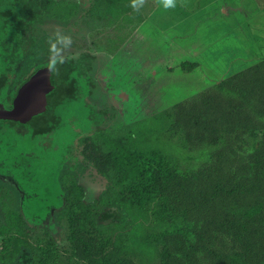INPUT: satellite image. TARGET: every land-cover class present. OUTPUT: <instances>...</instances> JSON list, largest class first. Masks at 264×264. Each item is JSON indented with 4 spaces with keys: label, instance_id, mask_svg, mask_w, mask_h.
<instances>
[{
    "label": "trees",
    "instance_id": "16d2710c",
    "mask_svg": "<svg viewBox=\"0 0 264 264\" xmlns=\"http://www.w3.org/2000/svg\"><path fill=\"white\" fill-rule=\"evenodd\" d=\"M86 2L13 0L11 7H0V21L16 35L0 41L7 40L8 46L17 40H30L33 46H41L40 40L48 33L46 21H69L78 7L101 20L114 15L122 3L132 10L131 0ZM60 55L73 64L57 71L54 94L60 95L64 80L73 86H68L62 101L79 110L73 133L79 130L77 140H86L83 151L106 184L92 183L96 178L91 172L86 178H69L68 171H63V180L68 181L63 190L65 201L54 217L56 224L65 217L68 225L69 249L64 262L55 247L59 234L53 235L43 226L48 241L38 253L28 241L33 225L21 207L7 205L8 196L3 192L0 211L7 223L1 232L14 225L18 235L0 264H139L134 255L159 258V264H264V57L217 80L214 89L193 101L174 105L167 135L181 133L189 149L214 147L209 162L182 170L168 163L160 145L148 140L141 130V119L111 129L112 110L106 112L98 104L91 107L92 52ZM181 66L198 69L201 65L194 61ZM81 68L82 76L76 74ZM94 77H98L97 72ZM82 80L89 87L84 96L79 89ZM123 88L117 87L116 102H120ZM130 97L128 91L123 109L117 107L120 114L129 109ZM79 124L84 125V133ZM96 125L99 130L92 141L90 132ZM257 132L261 133L259 140L245 154L223 143L227 137L241 142ZM73 148L77 151L78 146Z\"/></svg>",
    "mask_w": 264,
    "mask_h": 264
},
{
    "label": "rangeland",
    "instance_id": "374dc122",
    "mask_svg": "<svg viewBox=\"0 0 264 264\" xmlns=\"http://www.w3.org/2000/svg\"><path fill=\"white\" fill-rule=\"evenodd\" d=\"M12 1L3 0L0 7H11ZM207 1L178 0L175 9L165 10L160 0H145L139 11L131 10L122 3L114 15L102 20L78 7L74 12L76 15L69 21L62 23L48 19L44 25L48 33L42 39L43 46L48 47V38L59 33L72 38L73 43L68 49L89 51L95 55L98 77H94L93 98L99 106L105 104L103 108L106 112L112 110L111 113H114L109 122L111 129L141 119V130L148 140L160 145L168 163L182 170L195 169L209 162V152L214 147L202 145L189 149L181 133L167 135L174 105L181 101H193L203 92L214 89L217 80L264 57V22L261 16L254 26L248 23L242 26L236 25L235 21H230L231 25L223 21V18L205 15L204 9L199 14H191L194 6ZM0 23V38L8 35L10 39V36L16 35L9 30L6 22ZM0 45H3L1 41ZM194 61L200 63L198 69H185L181 66ZM117 87H125L131 95L129 109L120 116L108 107L116 95ZM88 88L87 82L82 80L79 89L83 96ZM118 105L124 107L125 103L118 101ZM72 106V103L62 101L55 109L61 117L59 124L51 127L49 132L38 134V137L47 140L50 136L51 145L62 143L73 147L77 141L75 134L79 131L73 133V128L77 127L75 116L79 110H72ZM81 119L85 120L83 114ZM79 125L81 133H84V125ZM107 128L105 126L103 129ZM65 129L72 133L65 132ZM260 136L261 133L257 132L253 137L246 136L241 142H233L231 137H227L223 143L231 144L239 154H245ZM81 162L91 171H75L69 178L77 175L86 178L88 172L97 173L85 158L82 157ZM95 178L97 181L92 183L99 182L104 187L105 179L96 174ZM57 223L60 240L55 247L59 249V258L64 262L69 249L68 225L65 217L59 218ZM42 228L41 225H34L29 230L30 243L38 249V253L48 241ZM6 237L4 235L3 239ZM138 258L140 256L133 257L139 264H159V258Z\"/></svg>",
    "mask_w": 264,
    "mask_h": 264
},
{
    "label": "flooded vegetation",
    "instance_id": "af4514ba",
    "mask_svg": "<svg viewBox=\"0 0 264 264\" xmlns=\"http://www.w3.org/2000/svg\"><path fill=\"white\" fill-rule=\"evenodd\" d=\"M40 42H42V39ZM7 44L8 41L4 40L3 45L0 46V106L4 108L10 107V103L16 95V85L25 77L32 66L37 62H41L48 67V62L51 58L48 53V47L43 46V43L41 46L37 45L36 47L31 44L30 40H17L16 43H12L13 45L7 46ZM64 51V54H67V52H74L75 54L81 52L71 49H66ZM68 59L69 58L66 57V61L56 67L54 70L55 78L57 76V71L62 72L68 69V66H72L73 62ZM94 70L95 64L93 63L90 73L91 90H89L88 100L91 102V107L97 104L93 98L95 93V81L92 80H94L96 74V70ZM76 74L82 76V68L79 72L76 71ZM73 85H76L75 82ZM68 86L73 89L69 81H62L60 95L54 94L49 98L50 106L47 112L42 116L29 120L26 124L12 121L5 122L0 118V197L3 196V192L6 193V196H8L7 205L20 207L21 195L19 188L21 187L23 190L31 189L32 185L30 181L33 176L31 171H51L50 161L56 158V154H52V150H61L58 161V171H60L58 181L63 190H65L64 186L66 184V181L63 180L65 177L63 171H68L69 174H73L75 171H91L81 162L82 157L85 158V160L91 164L92 169L97 172L93 161H90L83 151L84 145L86 144L85 139L81 138L79 141H76L74 145L78 146L76 151L70 144L60 143V145H51L50 136H47V140H41V138L38 137V134L49 132L51 127H55L59 124L61 117L59 114H56L55 109L64 98V93L69 90ZM56 87L55 85V90ZM75 88L76 86H74V89ZM104 105L103 103L101 106ZM111 105L114 107V112L116 111L120 116L117 109H121V107H119L116 99L108 103V106L111 107ZM113 116L114 113L111 118ZM100 127L104 128L105 126L102 125ZM98 130L99 127L97 125L92 128L90 140L95 139V134ZM88 141L89 140H87V142ZM65 147H68V150L70 149L69 152L65 151ZM95 174L99 176L98 172ZM98 185L99 182H97L96 186ZM0 205H2V203H0ZM6 223L5 216H3L0 211V261L3 255L10 252L18 235L14 225L4 232H1L3 224ZM27 234L28 241H30V233L28 232ZM4 235L8 236L6 237L7 239H3Z\"/></svg>",
    "mask_w": 264,
    "mask_h": 264
},
{
    "label": "water",
    "instance_id": "95a60500",
    "mask_svg": "<svg viewBox=\"0 0 264 264\" xmlns=\"http://www.w3.org/2000/svg\"><path fill=\"white\" fill-rule=\"evenodd\" d=\"M55 74L41 62L35 63L25 77L16 85V95L9 108L0 106L2 121L26 124L29 120L42 116L49 108V98L55 93ZM128 91L123 88L120 102H125ZM123 109V107H121ZM56 154L50 161L51 171H31V189L21 187V211L31 225H41L56 235L58 226L54 212L64 204V191L58 182V161L61 150H52Z\"/></svg>",
    "mask_w": 264,
    "mask_h": 264
},
{
    "label": "crops",
    "instance_id": "0c3cea01",
    "mask_svg": "<svg viewBox=\"0 0 264 264\" xmlns=\"http://www.w3.org/2000/svg\"><path fill=\"white\" fill-rule=\"evenodd\" d=\"M192 9L191 14L206 10L205 15L223 18V21L231 25L230 21H235L236 25L248 23L254 26L259 16L264 22V0H209Z\"/></svg>",
    "mask_w": 264,
    "mask_h": 264
},
{
    "label": "clouds",
    "instance_id": "9594fccd",
    "mask_svg": "<svg viewBox=\"0 0 264 264\" xmlns=\"http://www.w3.org/2000/svg\"><path fill=\"white\" fill-rule=\"evenodd\" d=\"M145 0H131V7L139 11ZM178 0H160V5L163 9H175L177 7ZM48 53L50 55V60L48 62V67L50 70H55L59 64L64 63L66 57L60 55L64 50L68 49L73 40L69 35L56 34L55 36H50L48 38Z\"/></svg>",
    "mask_w": 264,
    "mask_h": 264
}]
</instances>
